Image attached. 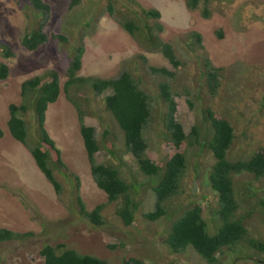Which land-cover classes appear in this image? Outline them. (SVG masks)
I'll list each match as a JSON object with an SVG mask.
<instances>
[{
  "label": "rangeland",
  "instance_id": "374dc122",
  "mask_svg": "<svg viewBox=\"0 0 264 264\" xmlns=\"http://www.w3.org/2000/svg\"><path fill=\"white\" fill-rule=\"evenodd\" d=\"M43 1L51 6L45 28L49 42L36 51H28L21 44L22 38L37 28L40 18L35 21L29 0H0V40L9 44L15 53L10 59L0 56L10 67V76L0 80V128L4 132L0 139V229L20 233L42 232L43 236L0 244V264H42L44 259L40 252L45 243H66L83 254L104 259L108 264H125L131 257H144L146 264H209L193 248L179 254L169 253L162 240L155 236L161 229L152 228L143 217L155 207L151 191L140 194L144 205L137 214L135 226L126 227L116 216L117 206L109 204L107 194L97 187L93 179L80 133L79 114L64 92L49 107L45 121V128L69 166V170L64 169L58 174L63 182L64 200L40 171L30 150L10 134L9 107L22 104L21 86L24 81L48 71H58L61 86H64L67 67L74 59L79 39L83 36L86 52L81 76L111 79L129 70L141 76L142 87L154 99L152 120L145 133L149 156L164 161L170 156L163 139V121L168 104L163 102L158 88L166 78L153 76L149 69L151 66L166 68L178 75L177 81H170V85L178 103L179 121L186 133L191 132L201 119L200 112L209 105L236 126V141L230 152L232 157L246 156L264 147V0H210L209 19L203 16L202 5L198 10L190 11L186 0H83L75 10H70L68 0ZM112 3L117 12L126 7L141 14L143 9L159 11V22L164 27L161 38L173 46L183 66L176 69L161 53L149 52L141 46L110 14L108 7ZM193 32L202 35L204 50L187 48ZM58 34H64L67 42L56 39ZM204 58L211 62L212 67L224 70L219 75L221 87L216 98H211L205 82ZM186 90L201 96L196 103L198 110L190 107L188 101L191 97L185 94ZM102 98H98L93 107L104 118V126L99 117H85V124L95 128L98 139L111 115L105 111ZM25 121L31 136L39 140L41 135L34 109L28 111ZM117 127L120 131L113 126L110 128L118 138L114 140L116 147L123 150L124 133ZM96 160L103 164L107 157L103 152L98 153ZM122 161L125 164L122 173L126 178L137 177L140 182L147 181L132 156L125 155ZM203 161L204 167H201L200 178L196 182L192 180L195 171L192 168L188 170L182 186L184 194L179 195L176 203L195 199L206 206L201 198L207 197L213 209L218 206V194L212 190L208 179L214 158L207 154ZM75 177L79 178L78 189ZM240 178L245 181L244 177ZM253 184L264 197L261 192L264 181ZM77 190L89 211L100 204H107L104 211L107 226L95 227L72 210ZM207 210L213 214L210 208ZM209 217L207 214L208 221ZM246 221L250 234L264 239V216L256 211ZM45 223L47 228H44ZM241 252L248 251L240 247L235 253L219 254V264H264V259L251 254L239 259Z\"/></svg>",
  "mask_w": 264,
  "mask_h": 264
},
{
  "label": "trees",
  "instance_id": "16d2710c",
  "mask_svg": "<svg viewBox=\"0 0 264 264\" xmlns=\"http://www.w3.org/2000/svg\"><path fill=\"white\" fill-rule=\"evenodd\" d=\"M68 1L70 10H75L83 2V0ZM29 2L30 8L34 11L35 21L39 18L40 20L36 29L23 36L21 44L28 51H36L49 42L45 28L50 18L51 6L43 0H29ZM210 4V0H186V6L191 11L198 10L202 5V14L206 19L211 17ZM108 10L125 31L147 51L161 53L176 69L183 66L173 46L161 38L164 27L159 22L161 19L159 11L143 9L141 14L138 10H129L126 7L122 12H117L113 3L109 5ZM220 36L222 37V33ZM189 37L191 41L187 48L191 51L205 49L200 33L193 32ZM55 38L67 42L64 34L55 35ZM83 40L82 36L76 47V55L67 67V80L64 86H61L58 71H48L24 81L21 91L22 104L20 106L11 104L9 107L10 134L30 150L38 168L57 194L63 195V182L59 180L58 174L64 169L69 170V167L64 162L56 142L45 128V121L49 105L55 103L64 92L78 110L80 132L93 179L98 188L107 194L109 204L117 206L116 216L126 227L138 223L137 214L144 205L143 196L140 198V194L149 190L155 197V207L152 211L144 213L143 217L152 228L161 229L155 233V236L162 240L161 243L169 249V253L179 254L193 248L209 264H219L221 263L219 254L226 255L227 251L235 253L241 247L248 252H241L238 255L239 259L247 257L248 254L264 259V239L251 235L246 225V220L256 211L264 216V197L253 184L264 181V147L243 157H232L230 152L236 141V126L209 105L206 108L204 106L202 112L199 111L201 119L190 133H186L179 121L178 103L170 85V81L173 83L177 81L178 75L166 68L151 66L149 69L153 76L166 78L158 88L163 102L168 104V112L163 121L165 126L163 139L170 154L166 161L152 158L148 155L149 144L145 133L152 120L154 99L142 87L141 76L129 70L111 79L81 76L86 52ZM0 56L4 59L15 56L11 46L1 40ZM143 59L146 61V58ZM204 66L209 94L211 98H216L221 87L219 75L224 70L212 67L211 62L205 58ZM9 76V65L0 59V80H6ZM185 94L191 97L188 101L190 107L198 110L196 103L201 96L193 95L190 90H186ZM102 96L105 101V111L111 114L109 126L111 128L113 126L118 131V125L124 133L123 150L116 147L117 143L114 140L118 138L107 123L99 139L95 128L85 124V117L90 115L101 118L104 126V118L99 110L93 107L94 102ZM31 109H34L37 117L41 135L39 140L31 136L25 121ZM3 137L4 132L0 128V139ZM102 152L106 155L107 161L99 164L96 155ZM207 154L214 158V163L209 168L208 179L212 190L218 194V206L213 209L207 197L201 198L206 206L195 199L176 203L175 200L179 195L184 194L182 186L188 170L192 168L195 171L192 180L195 182L199 180V171L202 166L204 167L203 160ZM125 155H130L136 160L139 172L147 179L146 182H140L137 177L129 179L124 176L122 167L125 164L122 159ZM240 177H244L245 181ZM75 179L78 189L79 178L75 177ZM261 192L264 194V189ZM73 197L75 206L72 210H75L82 219L95 227L107 226L104 218L107 204H100L89 211L78 191ZM207 208L213 212L212 217ZM207 214L210 216V221L206 218ZM44 228H47L46 223ZM41 233H20L1 228L0 244L43 237ZM121 245L125 247L124 243ZM111 248L114 249L116 246ZM40 254L44 259L42 264H108V261L92 254H83L66 243L56 245L45 243ZM260 259H256V262H260ZM145 260L144 257H131L125 261V264H146Z\"/></svg>",
  "mask_w": 264,
  "mask_h": 264
},
{
  "label": "clouds",
  "instance_id": "9594fccd",
  "mask_svg": "<svg viewBox=\"0 0 264 264\" xmlns=\"http://www.w3.org/2000/svg\"><path fill=\"white\" fill-rule=\"evenodd\" d=\"M190 11H191V10H190ZM83 59H84V58H83ZM22 84H23V83H22ZM21 91H22V86H21ZM61 95H62V94H61ZM61 95H60V96H61ZM21 96H22V95H21ZM59 98H60V97H59ZM22 99H23V98H22ZM58 100H59V99H58ZM58 100H57V101H58ZM57 101H56V102H57ZM56 102H55V103H56ZM55 103H53V104H55ZM53 104H50L49 107L52 106ZM73 106H74V105H73ZM74 107H75V106H74ZM75 108H76V107H75ZM48 110H49V108H48ZM76 110H77V108H76ZM77 111H78V110H77ZM47 113H48V111H47ZM230 122H231V121H230ZM80 133H81V132H80ZM51 138H52V137H51ZM82 138H83V137H82ZM52 139H53V138H52ZM53 140H54V139H53ZM54 141H55V140H54ZM83 141H84V140H83ZM56 145H57V143H56ZM84 145H85V144H84ZM57 147H58V146H57ZM58 149H59V148H58ZM60 151H61V150H60ZM61 153H62V152H61ZM87 156H88V155H87ZM62 157H63V154H62ZM63 160H64V158H63ZM64 162H65V161H64ZM65 163H66V162H65ZM66 165H67V164H66ZM90 166H91V165H90ZM68 167H69V166H68ZM138 170H139V169H138ZM97 187H98V186H97ZM100 190H101V189H100ZM77 191H78V190H77ZM103 192H104V191H103ZM74 195H75V194H74ZM59 196H61V195H59ZM81 197H82V196H81ZM82 198H83V197H82ZM61 199L64 200V194L61 196ZM74 199H75V198L73 197V200H74ZM83 200H84V199H83ZM85 203H86V202H85ZM74 204H75V200H74ZM86 205H87V204H86Z\"/></svg>",
  "mask_w": 264,
  "mask_h": 264
}]
</instances>
